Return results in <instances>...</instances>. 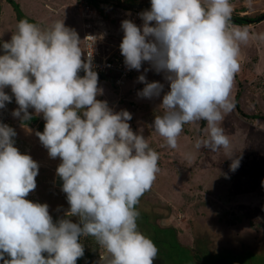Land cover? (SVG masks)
Returning a JSON list of instances; mask_svg holds the SVG:
<instances>
[{
    "label": "clouds",
    "instance_id": "1",
    "mask_svg": "<svg viewBox=\"0 0 264 264\" xmlns=\"http://www.w3.org/2000/svg\"><path fill=\"white\" fill-rule=\"evenodd\" d=\"M232 13L230 0H151L150 9L139 14L141 27L121 22L119 48L129 69L147 61L165 74L169 90L153 128L167 145L177 147L186 124L206 121L207 137L196 141V149H223L234 172L240 160L222 124L234 107L230 96L240 46L264 41V34L229 27ZM80 43L63 20L45 28L21 19L0 45V109L12 100L4 91L10 87L18 105L14 117L30 119L29 108L43 115L44 129L36 135L49 157L61 161L56 174L69 205L65 218L54 222L47 203L26 199L37 187L39 165L14 146L15 130L0 123L3 264H76L84 256L81 238L89 236L105 249L104 264H154L158 257L155 243L138 230L136 206L160 171L159 154L133 132L130 112H114L96 98L103 90L93 53L82 58ZM94 43L92 37L91 49ZM138 80L144 83L139 97H160L163 84L144 75Z\"/></svg>",
    "mask_w": 264,
    "mask_h": 264
},
{
    "label": "rangeland",
    "instance_id": "2",
    "mask_svg": "<svg viewBox=\"0 0 264 264\" xmlns=\"http://www.w3.org/2000/svg\"><path fill=\"white\" fill-rule=\"evenodd\" d=\"M15 1L23 18L17 16L8 2L0 0L2 43L11 39L12 34L16 32L18 21L24 17L29 22L45 28L63 20L66 27L77 32L83 50L85 32L95 33L106 48H115L122 40L123 19L119 15L118 5H115L118 9L103 6L105 15L102 17L95 10L93 13L91 10L88 11L91 17L89 27L86 28L87 17L82 18L81 11L84 9L80 4L81 0ZM230 3L233 7L232 14L240 16L258 15L264 11V0H230ZM245 25L243 28H247L252 35L264 34V19L253 26ZM240 47L242 54L239 56V62L242 68L235 74L230 99L233 105L235 102L239 104L245 116L237 113L239 111L234 106L222 124L225 134L231 140V152L240 160L239 167L234 172L229 167L232 160L225 157L223 149L219 151H211L208 148L196 149V141L207 137L206 121L203 126H199L201 121L186 124L178 137L176 148L169 147L164 138L154 130L153 122L156 115L162 114L160 104L163 95L169 90V83L165 79V74L157 73L149 62H143L139 70L135 69L131 77H126L117 87L113 85L111 73L98 77V87L103 91L96 98L106 101L114 112L121 110L130 112L132 119L128 123L133 132H140L150 147L159 154L160 171L148 192L154 197L153 205L158 210L164 213L169 208L170 217L161 220L163 223L176 226L177 240L184 245H192L194 238L192 231L198 233L199 228L205 227L211 236L215 234L216 241L227 239L231 243H236L238 239L249 242L253 234L264 229V41L250 39ZM100 50L101 54L106 53L104 48ZM84 74V71L78 73L80 76ZM140 75H144L148 82L158 81L164 85L160 97L148 99L137 95L144 87V83L138 80ZM17 108L15 97H12L11 102H6V107L0 109V121L4 117L7 125L15 130L14 146L22 154L30 155L39 165L37 187L26 199L47 203L53 221L57 222L65 218L69 210L65 193L60 187H54L56 168L61 161L58 157L50 158L47 149L39 141L36 132H42L43 129L38 128L36 123L28 125L25 120L12 115L13 110ZM28 112L30 115H36L45 124L42 114H36L32 108H29ZM139 208H142L141 205ZM198 212L204 215L199 217L196 215ZM192 216L199 218L194 219ZM67 218L78 223L76 217ZM231 218L234 221L229 222L232 223L231 231L235 236L228 238L229 235L225 232L223 236V231H220L222 229L218 226ZM137 224L138 230L151 239L154 234L151 224L140 216ZM200 234L204 237L202 232ZM89 239L94 238L91 236L81 238L85 249L91 244L87 241ZM202 240L203 243L206 241ZM197 248L201 249L202 255L199 264H264V236L257 238L253 244L240 245L235 251L229 248L212 250L208 249V246L205 247V244H199ZM102 254L107 255L103 247ZM160 254L162 258L165 256L163 253ZM90 261L91 257L83 260L84 264H89ZM95 264H104V261L101 259Z\"/></svg>",
    "mask_w": 264,
    "mask_h": 264
},
{
    "label": "trees",
    "instance_id": "3",
    "mask_svg": "<svg viewBox=\"0 0 264 264\" xmlns=\"http://www.w3.org/2000/svg\"><path fill=\"white\" fill-rule=\"evenodd\" d=\"M6 2H8L11 7L14 9V11L16 12L18 17H22L21 16L22 12L20 11L19 7H18V3L15 0H5ZM85 2L89 8L93 11H97V13L99 14L100 17L105 15L104 12V7H114L117 8V6H115L114 4H110L107 2H104L102 0H81V2ZM126 2H131V3H136V2H140V0H124ZM104 6V7H103ZM119 8V7H118ZM117 8V9H118ZM259 15V14H258ZM258 15H253V16H248V15H237V14H232L233 17H235L238 22L235 23L236 26H239L240 28L245 25V21L250 19L253 20L254 18H256ZM21 18V19H22ZM25 19V17H24ZM90 21V19H88ZM259 22V21H258ZM256 22V23H258ZM254 25V24H253ZM252 25V26H253ZM0 45H2V42L0 41ZM1 55L4 54L3 51L0 52ZM83 70H81L79 73H82ZM135 71V69L129 73L126 77H131L132 73ZM109 71H105L104 73H98V77H103V75L105 73H108ZM111 73V72H109ZM112 75V82L113 85H115L117 87L116 84H114V78L116 77L114 73H111ZM125 77V78H126ZM124 78V79H125ZM6 91V93L11 96L14 97L13 94L11 93L10 90H4ZM236 110H238L240 115L245 116L244 113H242V111L239 108V104L237 102L234 103ZM255 117V116H254ZM251 119L253 117H250ZM26 123L28 125L31 124H37L38 128L40 129H44V123L42 121H40L38 119V117L36 115H30V119L25 120ZM5 122L4 121V117H2L0 123ZM205 123V121L201 120V125L199 126H203V124ZM199 129V128H198ZM188 132V131H186ZM191 143V141H189ZM56 187V186H54ZM57 188V187H56ZM149 193V194H148ZM66 196V194H65ZM153 196L150 194V192H145L144 195L141 197L139 204L136 206L137 211L139 212V216L147 223H150L151 226L153 227V231L154 234L151 237V240L155 243V245L158 248V257L157 259L154 261V264H197L198 262L202 261V255H201V249H198L197 246L199 244H205V247L208 246V249H212V250H222L225 248H229V249H233L234 251L238 249V247L240 245L243 244H253L257 238L259 239L261 236H264V229L260 230L259 233L257 234H253L252 238L249 239V242H246L243 239H238L236 241V243H231L229 242V240L226 241L223 239L217 240V236L214 234L209 233V230H205L204 228H199L197 230H200L198 233H194L196 232L195 230H193V243L192 245H184L182 243L179 242V240H177V228L176 226H174L171 223H163L161 219H165V218H169L170 217V211L169 208L166 212L162 213L161 210H158L155 205H153V203H155V201L153 200ZM141 205L142 208H139V206ZM199 217H201V215H204L203 213L198 212ZM198 216H192V218L194 219H198ZM230 216V215H229ZM219 217V216H218ZM231 217V216H230ZM221 219V218H219ZM229 221H234L232 218L231 220L228 219V221H226L225 224H222L219 227H221L223 231L222 234L224 236V233L226 232L229 237H234L235 234H233V232L231 231V222ZM204 237L201 236V233ZM221 234V236H222ZM210 235V236H209ZM200 237V238H199ZM198 238V239H197ZM206 239V241L203 243L202 239ZM220 238V237H219ZM88 239V238H87ZM90 241L91 244L88 246V249L84 248V256L79 258L77 260V264H84L83 260L86 257H91V261L89 262V264H95L97 261H100L102 259V257L105 256V254H102V247L100 248V245L96 242L95 239L92 240H87ZM219 248V249H218ZM163 253V255H165L163 258L161 257V254ZM102 254V256H100ZM6 259L8 258L7 256L5 257ZM216 263V262H213ZM0 264H3V261H0ZM199 264V263H198Z\"/></svg>",
    "mask_w": 264,
    "mask_h": 264
},
{
    "label": "built area",
    "instance_id": "4",
    "mask_svg": "<svg viewBox=\"0 0 264 264\" xmlns=\"http://www.w3.org/2000/svg\"><path fill=\"white\" fill-rule=\"evenodd\" d=\"M82 8L84 10L81 11L83 14L82 18L87 17V21L85 23V27H89V18L91 17L89 15V12L91 9L85 2L80 3ZM150 7L146 8H134V7H128V6H119L120 10V17L125 20H131L133 23H135L138 27H141L143 25V20L140 17V13H142L145 10H149ZM92 11V10H91ZM90 11V12H91ZM93 13V11H92ZM243 13V12H241ZM233 17V16H232ZM235 18V17H234ZM231 28H235V22L231 21V24L229 25ZM92 37H95V43L92 45V49L90 47V42L92 40ZM83 43H84V57L87 55V52L92 51V65L93 70L98 74L104 73L105 71H109L111 73L115 74L114 78V84L120 85L124 82V78L131 73L134 69H129L125 63H124V57L121 55L119 45L120 43L112 48H106L104 46L103 41L98 37L95 33L92 32H85L83 34ZM101 48H104L106 50V53L101 54ZM1 55V54H0ZM84 76V75H83ZM82 77V76H81ZM4 90H10V87H6ZM3 124L7 125V122H2ZM55 186H58L61 188L62 186V180L59 178V176L55 177L54 180ZM102 256V254L100 255Z\"/></svg>",
    "mask_w": 264,
    "mask_h": 264
},
{
    "label": "water",
    "instance_id": "5",
    "mask_svg": "<svg viewBox=\"0 0 264 264\" xmlns=\"http://www.w3.org/2000/svg\"><path fill=\"white\" fill-rule=\"evenodd\" d=\"M102 1L110 3V4L118 5V6H128V7H134V8L151 7V1H147V2L143 1V2H136V3L126 2L124 0H102ZM262 19H264V11L261 14H259L256 18H254L253 20H250V19L246 20L245 24L256 23ZM232 21L235 23L238 22V20L234 17H232Z\"/></svg>",
    "mask_w": 264,
    "mask_h": 264
},
{
    "label": "crops",
    "instance_id": "6",
    "mask_svg": "<svg viewBox=\"0 0 264 264\" xmlns=\"http://www.w3.org/2000/svg\"><path fill=\"white\" fill-rule=\"evenodd\" d=\"M141 1H145V2H147V1H151V0H140V2H141ZM238 11H241V10H238ZM238 11H237V12H238ZM253 24H254V23H253ZM253 24H250V25H253ZM248 25H249V24H248ZM248 25H247V26H248ZM240 49H241V47H240ZM240 54H242L241 50H240ZM241 66H242V65H240V69L242 68ZM263 77H264V75H263Z\"/></svg>",
    "mask_w": 264,
    "mask_h": 264
}]
</instances>
